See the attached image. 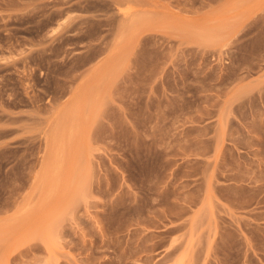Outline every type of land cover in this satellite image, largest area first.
<instances>
[{
	"label": "rangeland",
	"instance_id": "374dc122",
	"mask_svg": "<svg viewBox=\"0 0 264 264\" xmlns=\"http://www.w3.org/2000/svg\"><path fill=\"white\" fill-rule=\"evenodd\" d=\"M0 264H264V0H0Z\"/></svg>",
	"mask_w": 264,
	"mask_h": 264
},
{
	"label": "bare ground",
	"instance_id": "6f19581e",
	"mask_svg": "<svg viewBox=\"0 0 264 264\" xmlns=\"http://www.w3.org/2000/svg\"><path fill=\"white\" fill-rule=\"evenodd\" d=\"M127 1H128V0H127ZM125 13H129V12L126 11ZM126 15H127V14H126Z\"/></svg>",
	"mask_w": 264,
	"mask_h": 264
}]
</instances>
